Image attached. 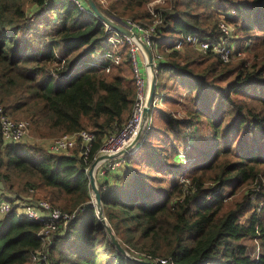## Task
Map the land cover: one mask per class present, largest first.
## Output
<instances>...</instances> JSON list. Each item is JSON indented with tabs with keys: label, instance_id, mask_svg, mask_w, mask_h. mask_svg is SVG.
<instances>
[{
	"label": "trees",
	"instance_id": "obj_1",
	"mask_svg": "<svg viewBox=\"0 0 264 264\" xmlns=\"http://www.w3.org/2000/svg\"><path fill=\"white\" fill-rule=\"evenodd\" d=\"M46 1L0 0V106L12 118L29 120L40 136L92 132L93 160L133 112L129 44L88 9L70 0ZM152 1L113 0L104 12L120 23L114 15L153 22L146 7ZM214 6L222 8L220 19L237 28L238 21L245 22L239 30L255 41L253 53L223 63L190 46L172 49L182 33L219 37ZM231 9L234 17L228 16ZM154 11L162 21L154 42L170 49L156 66L152 105L164 127L146 132L139 149L125 157L128 176L116 186L99 184L103 215L125 251L151 263L264 264V209L254 206L264 195V0H168ZM112 37L122 45L114 53ZM116 57L123 61L116 64ZM164 73L171 74V87L162 80ZM182 93L188 94L185 101ZM206 130L209 136L201 138ZM180 140L211 145L189 183L174 181L182 172L171 161ZM85 168L76 149L57 154L0 141L4 194H13L19 207L32 193L34 200L78 213L55 239L51 264H139L118 251L90 205ZM161 174L175 178L171 182ZM14 211L0 218V264H31L41 226ZM61 241L69 242L70 253L59 251ZM252 241L261 249L257 258L247 244Z\"/></svg>",
	"mask_w": 264,
	"mask_h": 264
},
{
	"label": "built area",
	"instance_id": "obj_2",
	"mask_svg": "<svg viewBox=\"0 0 264 264\" xmlns=\"http://www.w3.org/2000/svg\"><path fill=\"white\" fill-rule=\"evenodd\" d=\"M51 0H47L45 5H49ZM85 10L80 0H71ZM102 3L106 0H100ZM155 16L153 25H144L142 23L134 22L133 20H126L125 26L131 31L138 34L143 45L148 47L152 53L155 69L157 63L163 59V55L159 52V47L154 42V36L158 25L162 23L161 19L153 11ZM124 25V24H123ZM107 26V25H106ZM108 27V26H107ZM111 29L110 27H108ZM218 28L220 35L217 39H209L203 35L182 33L181 37L176 40L172 49L181 50L183 47L190 46L198 50L201 54H214L220 58L223 63H229L234 60L242 59L244 52L249 47L250 43L244 45L243 48L233 46V33L231 27L224 23L219 22ZM129 44V56L133 69L135 86H136V100L133 106L132 117L125 123L121 130L113 133L105 138L102 145L97 150L93 160H91L92 152L94 149L96 137L87 130L78 132L66 133L52 139L48 143V149L51 153L64 154L71 150H78L80 157L86 165L85 171L88 174L91 164L100 156L111 155L115 156L120 154L123 150L127 149L134 141L138 132L142 129V135L145 131L150 129V118L144 120V109L149 95L150 85V72L148 70L147 76L143 75L142 68L147 66L146 53L142 45L127 36L122 35ZM250 42V41H249ZM170 50V49H169ZM160 101V98H158ZM152 111V109H151ZM32 125L26 119H14L8 115L5 110L0 106V135L4 143H19L23 142L31 132ZM137 144L130 147L126 154H122L116 158L101 160L95 170V177H105L110 172L116 170L118 167L125 163V157L136 150ZM189 183L188 177L180 183ZM104 184V183H103ZM105 190L106 186L102 185ZM94 199L90 205L94 206ZM14 209L12 202L3 198L2 191L0 190V218L8 215ZM22 215L27 219L37 222L41 229L38 236L41 239L40 247L35 250L31 255V264H51L50 249L55 239V235L61 231L63 226L77 216V212L67 213L59 207L53 206L48 200L35 199L29 200L20 205ZM261 249L258 243L253 258L259 256ZM152 264H168L167 260L160 259Z\"/></svg>",
	"mask_w": 264,
	"mask_h": 264
},
{
	"label": "rangeland",
	"instance_id": "obj_3",
	"mask_svg": "<svg viewBox=\"0 0 264 264\" xmlns=\"http://www.w3.org/2000/svg\"><path fill=\"white\" fill-rule=\"evenodd\" d=\"M71 1V0H70ZM112 1L113 0H106V2H104V3H102L100 0H97V1H95L96 3H97V5L99 6V8H101V10H102V12L105 14V15H107L105 12H104V10L105 9H108L109 8V6L111 5V3H112ZM167 1L168 0H153L150 4H148V6H146V7H148V10L152 13L155 9H161V8H164V7H167ZM71 2H73V1H71ZM73 3H75V2H73ZM49 5H51V3L49 4ZM81 8V7H80ZM193 8H194V6H193ZM82 9V8H81ZM194 9H196V10H198V11H203L202 10V6H200V7H197V8H194ZM222 9V8H221ZM221 9L219 8V7H216V6H214V8H213V13H212V16H213V20H217L218 22H224V23H226V24H228L230 27H231V29H232V33H233V46L234 47H238V48H243L244 47V45H246L247 43H250L249 44V47L247 48V50H246V52H247V54H251V53H253V51H254V45H255V41H253V40H248L247 38H246V34H244L242 31H240L239 30V25H243L245 22H242V21H238V28L236 27V26H234V24H232V23H229L228 21H226V20H224V19H220V18H218V16H220L219 15V11L220 12H222L221 11ZM82 10H84V9H82ZM85 10H86V8H85ZM89 12H91L92 13V11H90V10H88ZM234 10L233 9H231L230 10V14L228 15V16H230V17H234L233 15H235V14H233L234 12H233ZM53 14H54V12L53 11H51L48 15H47V18L48 19H53ZM120 15V14H119ZM116 16V15H114L115 17H117V18H119V19H121V21L123 22V23H120V22H118V23H120V24H124V26H125V21L126 20H133L134 22H137V23H142V24H144V25H153L155 22L153 21V22H149V21H144V20H136V19H133L132 17H129V16H126V15H121V16ZM108 16V15H107ZM153 17H154V20L156 19L155 18V16L153 15ZM114 20V19H113ZM106 26V25H105ZM181 37V34H179L178 35V38L177 39H179ZM203 37H205V36H203ZM124 40H125V38H124ZM126 41V40H125ZM250 41V42H249ZM109 46H110V48L109 49H111V51L114 53L116 50H119V49H121V47H122V45H121V42H118L117 41V39L115 38V37H112V39H111V41H110V44H109ZM184 48V47H183ZM182 48V49H183ZM192 51H194V52H197L198 53V50H196L195 48H190ZM168 50H169V48H167V49H162L161 47H159V52H160V54L161 55H166V53L168 52ZM247 57V55L246 54H244L243 55V57L242 58H246ZM121 61H123L120 57H116L115 58V63L116 64H118V63H121ZM146 67L147 66H144L143 68L144 69H146ZM122 68L123 69H125V66H122ZM132 70V69H131ZM125 73L127 72V70H125L124 71ZM133 72V71H132ZM147 73H148V70L146 71V76H147ZM131 75V77H133V73H131L130 74ZM162 80L164 81V82H167L168 83V85H169V87H171L172 85H173V78H172V76H171V74L170 73H164V75L162 76ZM188 96V94H184L183 95V93L180 95V98H181V100L182 101H185V99H186V97ZM163 104V103H162ZM161 104V106L163 107V108H165V109H170L169 108V106H167V105H165V106H163ZM132 115V114H131ZM178 115H181L182 117H183V115L184 114H182V112L181 113H179ZM180 116V117H181ZM130 117H132V116H130ZM130 117L127 119V121L130 119ZM15 119V118H14ZM19 119H24V118H19ZM161 119V118H160ZM159 118H157V117H153V113H152V111H151V118H150V124H149V126H150V129L149 130H147V131H145L144 133H143V135L141 136V138H140V140L138 141V143H137V147H136V150L135 151H137L138 149H139V147L142 145V143H144V135H145V133L146 132H151L152 131V129H154V127H156V128H163L164 127V121L162 122L161 120H160ZM126 121V122H127ZM209 134H210V131L209 130H206V131H202V133H201V138H204V135H208L209 136ZM61 136V135H60ZM56 137H58V136H49V137H44V136H40L39 134H37L32 128H31V132H30V135L22 142V143H25L26 145H30V146H34V147H37V148H41V149H44L45 151H49V149H48V143L52 140V139H54V138H56ZM153 141H155L154 140V138H153ZM187 141H191V139H189V140H187ZM182 143H184V142H182L181 140L180 141H178V144H177V146H178V151H177V153L176 154H174V151H173V153H172V156H171V161H172V163L174 164V165H177V167H180V168H182V172L179 174V176H178V179L176 180H174V181H178V182H181L183 179H184V177L186 176V177H190V174H191V172H192V169H193V167H195V166H197V165H199V164H201V163H203L204 161H206L207 160V156L204 154V151H208V149H209V147L211 146V145H209L205 140H200V141H193L192 140V142H188V143H186V144H182ZM154 145H156V142H155V144ZM263 147V146H262ZM259 148H260V146H259ZM76 151H77V149H76ZM134 151V152H135ZM70 153L71 152H75V150L73 149V150H71V151H69ZM126 161H125V163H123L122 165H126ZM128 172H129V170H128ZM128 172H126V176H128L129 175V173ZM180 172V171H179ZM178 174V173H177ZM176 174V175H177ZM161 175H163L164 177H165V179H167V180H169V181H171L172 182V180L175 178V176H173V175H171V174H161ZM96 181H97V184H98V188L100 189V186H99V182H98V179L96 178ZM230 191H231V188H225V190H224V194L223 195H227V194H229L230 193ZM212 196L211 195H208V196H206V200H209L210 198H211ZM16 201L15 200H13L12 201V204H13V206H14V213H16V215L17 216H20V215H22L21 213H22V210L20 209V207L19 206H17L18 204H16L15 203ZM17 206V207H16ZM254 206L256 207V210L258 211V212H262L263 211V209H264V195H263V197H262V199L261 200H255L254 201ZM264 213V212H263ZM247 217V216H246ZM246 217H244L243 219H242V222H245V220H246ZM106 219V218H105ZM73 219H71V221H72ZM106 222H107V220H106ZM70 223V222H69ZM108 223V222H107ZM69 225V224H68ZM102 225H103V223H102ZM109 225V224H108ZM104 226V225H103ZM110 227V226H109ZM67 228H68V226L66 227V229H65V231L67 230ZM105 228V227H104ZM111 228V227H110ZM65 231L63 232V233H65ZM62 233V234H63ZM57 235H59V233H57L56 235H55V239L58 237ZM110 237V236H109ZM55 239H54V242H53V244H52V247H53V245H54V243H55ZM256 243L257 242H255V241H252V242H247V244L250 246V253L253 255V253H254V250H255V247H256ZM58 248H59V251H64V252H69L70 253V249H69V242L68 243H66V242H64V241H61V243L58 245Z\"/></svg>",
	"mask_w": 264,
	"mask_h": 264
},
{
	"label": "water",
	"instance_id": "obj_4",
	"mask_svg": "<svg viewBox=\"0 0 264 264\" xmlns=\"http://www.w3.org/2000/svg\"><path fill=\"white\" fill-rule=\"evenodd\" d=\"M83 6L86 9L92 11V13L102 23H104L105 25L110 27L112 30L119 32L121 35L127 36L133 40H136L137 42H139L142 45V48H143L144 52L146 53L147 68L149 69V72H150L149 95H148V99H147L146 106L144 109V120H145L151 114V109H152V105H153V101H154V97H155V93H156V69H155V64H154L153 56H152L150 49L148 47H146L145 45H143L138 34L131 31L128 27L124 26L123 24H120L117 21H115L112 18L105 15L102 12V10L99 8V6L97 5L95 0H83ZM142 132L143 131L141 129L138 132L137 136L135 137L133 143L127 149L123 150L120 154L115 155V156H111V155L100 156V157L96 158L94 160V162L91 164V168L89 170L88 176H89L90 187H91V196L94 199V203H95L94 207H96L97 216H98L100 222L103 223V225H104L105 229L107 230V233L110 236L115 247L118 249V251L121 254H124V255L132 258L133 261H135L139 264H152L150 261L132 257L128 252L125 251V249L120 244L119 240L116 238V236L112 232L111 228L109 227V225L106 222V219L103 215L102 202H101V192H100V189L98 188V184H97L96 177H95L96 167L101 160L106 159V158L107 159L116 158L118 156H121L122 154H126L127 150L130 147L135 146L138 143V141L140 140V138L142 136Z\"/></svg>",
	"mask_w": 264,
	"mask_h": 264
},
{
	"label": "crops",
	"instance_id": "obj_5",
	"mask_svg": "<svg viewBox=\"0 0 264 264\" xmlns=\"http://www.w3.org/2000/svg\"><path fill=\"white\" fill-rule=\"evenodd\" d=\"M218 18H220V17L218 16ZM142 73H143L144 76L146 75V71H145L144 68H142ZM0 141H3L1 135H0ZM5 145H8V143H5ZM126 172H128L127 167L125 165H122V166L118 167L116 170L110 172L105 177L98 178V182H99V184L106 183V184H109L110 186H116L121 181V179L126 176ZM2 194H4V192H2ZM27 195L28 196H26V197L29 200L30 199L34 200V198L32 196V193H28ZM3 198H5L6 200H9V201L12 202L13 199H14V196H13V194L6 193V194H4ZM82 213L83 212H81V214ZM68 224H67V226H68ZM67 226H63L61 228V232L57 236H62L63 234H65L63 232L65 231Z\"/></svg>",
	"mask_w": 264,
	"mask_h": 264
}]
</instances>
